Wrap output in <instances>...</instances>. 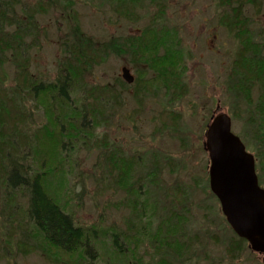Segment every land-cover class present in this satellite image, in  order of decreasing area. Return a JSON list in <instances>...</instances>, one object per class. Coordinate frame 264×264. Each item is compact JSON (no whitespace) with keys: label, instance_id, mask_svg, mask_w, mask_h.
I'll return each mask as SVG.
<instances>
[{"label":"rangeland","instance_id":"rangeland-1","mask_svg":"<svg viewBox=\"0 0 264 264\" xmlns=\"http://www.w3.org/2000/svg\"><path fill=\"white\" fill-rule=\"evenodd\" d=\"M38 1L18 0L19 14L24 13L22 8L34 7ZM45 1L54 5L49 13L38 16L40 41L31 50V71L46 80L56 77L59 61L65 59V42L72 38L74 28H80L98 43L123 41L150 24L157 10V6L145 1L136 9L135 21H129L111 6L96 1ZM262 1L258 13L249 9L248 14L264 33ZM162 6L166 8L165 17L159 22L161 26L156 22L153 27L164 25L182 47L177 57L184 74L182 96L172 102L165 90H152L150 95L135 97L145 81L143 66L134 65L127 54L111 53L86 78L90 85L87 89H115L120 101L108 109L98 127L93 126L95 137L82 134L76 138L78 143L61 139L65 148L54 142L37 148L44 153L35 157L33 172L41 171L45 176L54 172L49 176L60 185L53 190L54 197H61L59 203L66 204V211L77 224L109 230H105L102 243L95 249L92 241V257L70 256L50 250L49 246L47 249L41 233L27 216V193H11L0 186V264H122L114 252L111 238L115 235L117 247L131 251V258L123 264H160L162 260L167 264H263L262 256L253 252L247 242L240 243L211 191L210 157L204 146L211 119L224 112L232 117L233 131L255 155L256 163L259 160L260 142L249 132L246 108L229 91L238 42L220 25L217 0H164ZM124 66L131 69L135 79L139 77L140 86L133 83L120 87ZM6 71L12 79L14 70L8 67ZM34 113L36 120L31 130L47 127L44 110ZM59 126H55L57 131L61 130ZM83 137H92L95 142L89 144V139ZM105 138L108 146L102 148ZM58 148L66 150L61 154ZM113 149L135 161L137 168L146 161L147 172L156 177L155 184L149 186L148 180L139 183L138 170L129 181L133 187L128 192L118 185L107 165V154ZM62 159L64 162L55 166ZM261 185L264 187V183ZM176 219L180 220L175 227L180 236H169L168 240L176 251L172 259L167 255L169 251L159 256V245H153L148 236L170 227L168 223L174 224Z\"/></svg>","mask_w":264,"mask_h":264},{"label":"trees","instance_id":"trees-1","mask_svg":"<svg viewBox=\"0 0 264 264\" xmlns=\"http://www.w3.org/2000/svg\"><path fill=\"white\" fill-rule=\"evenodd\" d=\"M87 1L109 5L117 15L129 21H135V11L145 1L157 6V10L150 24L123 41L98 43L81 32L80 28H74L72 38L65 42V59L59 61L56 77L46 80L32 73L31 50L40 41L38 16L49 13L54 4L39 0L34 7L22 8L24 13L20 15L17 10L18 0H0V186L11 193H27V216L41 233L47 249L49 246L50 250L54 248L63 254L79 257H92L91 252L102 243V237L109 230L77 224L71 213L66 211V204H60L59 194V200L53 195V190L60 188L55 179L50 177L54 172L47 176L41 174V171L36 174L33 172L37 163L35 157H41L44 153V150L37 148L46 147L50 142L65 148L61 139L77 142L76 138L82 134L93 136V126H99L103 116L115 103L116 106L120 104L115 89H87L90 85L86 78L111 53L127 54L134 65L143 66L145 81L142 79L135 97L150 95L152 90H165L166 97L173 102L182 96L185 86L184 74L177 60L182 47L170 33L171 30H165L167 28L164 25L161 28L153 27L165 17L166 8L162 6L164 0ZM217 3L221 9L220 25L238 42L229 74V91L236 100L243 102L247 125L251 128L249 132L260 142L256 169L260 184H263L264 172L260 173L258 169L264 171V33L258 30L248 14L249 9L258 13L263 1L217 0ZM8 67L14 70L12 79H9L6 71ZM134 84L140 86L139 77ZM128 85L120 81V87ZM40 108L44 110L48 125L33 132L31 125L36 120L34 112ZM51 126L54 130H47ZM55 126L61 127V130L57 131ZM87 139L89 144L95 142L92 137ZM106 142V138L102 140V148L108 146ZM107 156L109 173L127 192L133 187L129 181L138 170L139 183L148 180L149 186L155 184L153 181L156 177L151 171L147 172L149 167L146 161L137 168L136 162L125 159L124 153L118 149H113ZM63 162L64 159L55 163V166L59 167ZM149 192L150 188H147V194ZM136 215L139 216L138 212ZM176 222L180 220L176 219L174 224L168 223L171 225L169 228L162 227L148 236L153 245H159L155 246L159 256L169 251L167 255L172 259L171 254L176 251V247L172 242L168 243V240L169 236L172 239L180 236L178 229H175L179 226ZM111 239L115 243L117 260L122 264L127 263L131 258L130 249L117 247L116 235ZM239 239L240 243L247 242L243 238ZM92 241L95 242V249ZM162 262L160 264H167L164 260Z\"/></svg>","mask_w":264,"mask_h":264},{"label":"water","instance_id":"water-1","mask_svg":"<svg viewBox=\"0 0 264 264\" xmlns=\"http://www.w3.org/2000/svg\"><path fill=\"white\" fill-rule=\"evenodd\" d=\"M122 78L133 84L135 76L124 66ZM210 189L218 198L228 224L264 264V187L256 169V157L232 129V117L215 114L206 131Z\"/></svg>","mask_w":264,"mask_h":264}]
</instances>
